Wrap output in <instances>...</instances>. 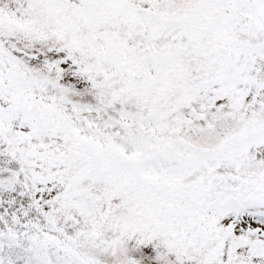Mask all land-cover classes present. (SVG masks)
Here are the masks:
<instances>
[{
    "label": "snow or ice",
    "instance_id": "obj_1",
    "mask_svg": "<svg viewBox=\"0 0 264 264\" xmlns=\"http://www.w3.org/2000/svg\"><path fill=\"white\" fill-rule=\"evenodd\" d=\"M0 264H264V0H0Z\"/></svg>",
    "mask_w": 264,
    "mask_h": 264
}]
</instances>
